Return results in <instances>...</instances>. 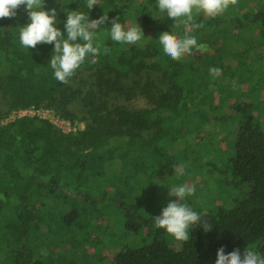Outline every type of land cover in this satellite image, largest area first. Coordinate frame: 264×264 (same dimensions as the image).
<instances>
[{
	"label": "trees",
	"instance_id": "trees-1",
	"mask_svg": "<svg viewBox=\"0 0 264 264\" xmlns=\"http://www.w3.org/2000/svg\"><path fill=\"white\" fill-rule=\"evenodd\" d=\"M53 7L62 32L67 12L77 10L90 20L104 12L118 16L125 28L141 27L144 37L125 45L101 35L111 52L101 51L95 64L87 57L63 84L50 67L54 44L28 49L20 43V28L30 23L25 6L15 17L0 19V117L33 106L86 125L64 133L37 116L0 123V264H42L34 260L30 239L39 230L53 235L46 211L65 209L59 215L64 223L84 229V215L98 204L92 199L96 192L102 202L112 199L124 211V234L133 238L131 244L121 242L113 264H215L220 247L225 254L236 248L243 254L249 247L264 256V0H238L216 17L194 12L193 22L204 27L191 35L206 50L193 49L179 61L164 54L158 38L164 31L182 36L183 26L175 28L157 0H98L91 10L84 0H45V10ZM110 27L106 23L96 31L108 33ZM211 67L222 70L215 80ZM139 98L144 107L134 106ZM222 134L226 149L215 141ZM200 135L196 158L185 153L175 161L171 153L177 144ZM196 159L207 162L210 174L219 172L226 188L203 210L192 208L211 230L193 226L176 250V240L156 228L153 217L168 203L174 184L169 178L178 176L174 167L191 168ZM111 179L113 184L105 182ZM125 183L141 193L151 184L164 186L163 203L135 207L118 190ZM207 183L195 187L200 200Z\"/></svg>",
	"mask_w": 264,
	"mask_h": 264
},
{
	"label": "clouds",
	"instance_id": "clouds-1",
	"mask_svg": "<svg viewBox=\"0 0 264 264\" xmlns=\"http://www.w3.org/2000/svg\"><path fill=\"white\" fill-rule=\"evenodd\" d=\"M45 0H0V19L13 18L17 15V9L25 6L30 23L20 28L19 40L24 48H36L38 44H54L53 55L50 59V67L54 78L63 84H68L69 79L84 64L87 57L95 59L101 51L105 55L111 49L104 46L101 35H110L112 41L131 45L139 44L144 34L141 27L125 26L118 22L119 17L109 18L104 12L98 19H89L82 11H68L62 32L57 24V9L55 7L45 10ZM238 0H157L158 9L166 13L167 17L175 21L174 27L183 26L184 34L178 36L173 32L164 31L159 35L158 41L164 54L173 60L179 61L185 54H192L193 49L206 50V46L198 44L195 36L191 35L193 29L204 27L202 23H194V12H201L208 17H216L224 13L229 6H235ZM98 5V0H84V6L91 10ZM63 7V3L61 4ZM106 23H110V32L98 34L97 29ZM66 33V35H65ZM222 70L218 67L209 69L210 75L215 80ZM233 87L236 82L233 81ZM211 88L212 85L210 84ZM184 165L174 167L175 174L183 176ZM195 194V187L188 183L172 186L168 196L175 197L161 210V213L153 217L154 226L164 229L167 234L177 241L187 242L190 238V229L193 226H202L205 232L211 230L210 224L202 220L201 216L189 206L186 198ZM215 264H264V256L254 249L246 247L241 254L240 249L225 254L224 247L217 250Z\"/></svg>",
	"mask_w": 264,
	"mask_h": 264
},
{
	"label": "rangeland",
	"instance_id": "rangeland-1",
	"mask_svg": "<svg viewBox=\"0 0 264 264\" xmlns=\"http://www.w3.org/2000/svg\"><path fill=\"white\" fill-rule=\"evenodd\" d=\"M188 57L189 54H185L181 60L188 59ZM154 75L156 77L159 76V74ZM230 98L236 99L237 96H235L234 93H230ZM133 104L135 107H144L146 105L145 101L140 98L134 100ZM29 107L15 109L10 113L4 114L0 117V123L6 125L14 121L18 116L23 115V112L27 109V115L44 117L52 121L61 131L66 133L83 130L86 126L85 123L81 121L71 122L66 120L53 109L35 108L30 110ZM223 125L228 127L230 123H224ZM224 136L223 134L216 136L215 141L220 148L226 149L229 145L224 139ZM200 138L201 135L198 137H191L189 142L183 141L185 143L177 144L171 153L172 157H175V161L176 158H183L185 153H187V159H195L200 149V144L198 145ZM210 141L211 140H209V144ZM195 146H197V148H194ZM208 146L206 145L205 148L208 149L210 147ZM221 158H223L221 161L224 160V157ZM217 167L220 168L219 163ZM184 172L185 174L183 176H177L176 178L171 176L169 178L174 182L172 186L188 183L196 187L201 181L206 180L209 182L207 183L204 193H201V200L197 197L198 191H196L194 195L186 198V202L192 208L198 207L203 210V207L207 205L210 198L213 201L216 194H220L217 191L218 189L222 190L226 188L225 179L219 175V172L214 171V174H210L209 165L204 160L196 159L192 161V167H184ZM105 182L109 185L113 184L112 179L111 182L107 180ZM130 187L131 184L125 183L121 185L118 190L122 192L121 195H123V198L132 200L133 203L135 202V207H143L144 210H147L148 208L155 207V204L161 205L163 203L162 196L165 195L164 186L157 187V184H151L147 186L143 193L139 192L137 187L133 190ZM113 194L114 193H111L109 196L111 197ZM232 194L233 192H226L227 198L231 197ZM166 196L165 203L176 199L175 197ZM205 196L208 197V199H205ZM92 199H97L98 204L93 207L95 211H90V214L84 215V229L77 227L70 228L64 223V219L59 217V215L64 214L66 212L65 209L58 208V211H55L56 209L52 206L51 209L53 211H46L47 218L53 219L50 227L55 230L53 235H45L42 230H39V233H35L33 238L30 239L31 246L34 249L35 261H41L42 264H113L115 254L120 248L121 242L133 243V238L131 236L127 237L124 234L122 226V214L124 211H121L116 204H113L114 202L112 199L105 203L102 202V193H94ZM70 203H74V200ZM227 204L231 205L228 208H232L234 202L232 204V201H228ZM214 205L218 207L219 204L217 202ZM212 207L214 208L213 205ZM176 242V250H181L184 242L177 240ZM27 243L30 247L29 241H27Z\"/></svg>",
	"mask_w": 264,
	"mask_h": 264
},
{
	"label": "built area",
	"instance_id": "built-area-1",
	"mask_svg": "<svg viewBox=\"0 0 264 264\" xmlns=\"http://www.w3.org/2000/svg\"><path fill=\"white\" fill-rule=\"evenodd\" d=\"M29 109L31 110V109H35V107H33V106H30L29 107ZM27 109L23 112L24 114L23 115H20V116H18L17 118H22V117H36V116H29V115H27L26 113H27ZM37 117H41V116H37ZM41 118H43V119H46V118H44V117H41ZM46 120H48V119H46ZM50 121V120H49ZM50 122H52V121H50ZM53 123V122H52ZM54 124V123H53ZM56 125V124H55ZM64 132V131H63ZM64 133H66V132H64ZM70 133V132H69Z\"/></svg>",
	"mask_w": 264,
	"mask_h": 264
}]
</instances>
